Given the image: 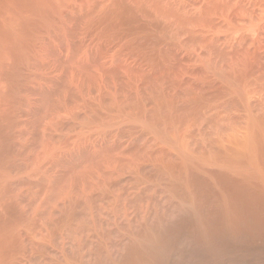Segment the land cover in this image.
<instances>
[{"label":"bare ground","instance_id":"1","mask_svg":"<svg viewBox=\"0 0 264 264\" xmlns=\"http://www.w3.org/2000/svg\"><path fill=\"white\" fill-rule=\"evenodd\" d=\"M0 264H264V0H0Z\"/></svg>","mask_w":264,"mask_h":264}]
</instances>
